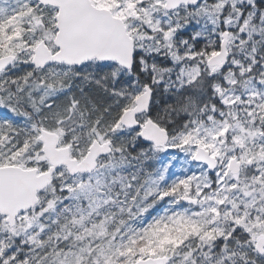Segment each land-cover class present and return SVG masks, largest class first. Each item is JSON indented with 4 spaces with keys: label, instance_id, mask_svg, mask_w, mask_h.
<instances>
[{
    "label": "snow or ice",
    "instance_id": "snow-or-ice-1",
    "mask_svg": "<svg viewBox=\"0 0 264 264\" xmlns=\"http://www.w3.org/2000/svg\"><path fill=\"white\" fill-rule=\"evenodd\" d=\"M0 264H264V0H0Z\"/></svg>",
    "mask_w": 264,
    "mask_h": 264
}]
</instances>
